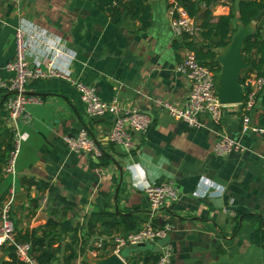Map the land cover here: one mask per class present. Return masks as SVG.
<instances>
[{
    "label": "crops",
    "instance_id": "0c3cea01",
    "mask_svg": "<svg viewBox=\"0 0 264 264\" xmlns=\"http://www.w3.org/2000/svg\"><path fill=\"white\" fill-rule=\"evenodd\" d=\"M169 1L146 0L149 23L138 29L137 21L113 23L94 0H19L17 7L12 0H0V77L11 76L4 67L14 57L15 28L23 19L43 29L46 40L54 45L60 42L73 54V73L94 87L103 101L114 100L122 111L137 109L151 117L144 133L133 134V148L128 152L103 142L108 163L96 166L99 157L70 151L64 137L84 127L97 138L109 127L112 117H87L77 92L61 78L31 80L26 84V94L38 97L40 102L25 104L18 116L17 126L25 137L11 177L5 173L4 164L12 147V122L0 91V199L11 183L14 194L24 195L20 201L13 198L15 234L42 226L48 217L47 192L26 187L22 179L44 181L75 205V213L66 215L70 221L67 229L91 212L130 214L135 218V228L125 231L97 223L85 243L86 252L97 238L103 237L105 243L104 238L134 231L145 222L156 227L170 224L160 239L121 248L118 256L125 264H150V255H158L163 245L171 249L167 264H264V247L250 240L257 224L245 217L258 215L264 228V138L250 130L241 131V104H225L217 122L201 113L197 116L199 125L191 126L168 116L153 103L159 99L181 106L189 89L186 77L176 70L188 49L181 37L170 31L166 12ZM231 6L230 0H217L209 8L211 15L217 16L227 14ZM261 20L264 11L250 22V34ZM238 23L236 17L231 20V36ZM261 28L264 33V26ZM193 37L197 39V33ZM35 51L44 67L50 49L41 42L35 45ZM58 61L63 63L65 59ZM218 75L215 73L217 80ZM259 111L255 98V106L248 112L255 127H261ZM218 134L238 141L242 150L214 155L212 146ZM127 163H134L150 183L171 182L177 198L149 216L147 199L130 183L136 173L130 175L124 169ZM202 179L220 186L221 195L202 193ZM199 187L200 193L194 195ZM69 236L65 234L63 242ZM107 243L99 254L111 252ZM3 259L6 254L0 246V261ZM83 260L77 256L71 264H82Z\"/></svg>",
    "mask_w": 264,
    "mask_h": 264
},
{
    "label": "built area",
    "instance_id": "2783aa9c",
    "mask_svg": "<svg viewBox=\"0 0 264 264\" xmlns=\"http://www.w3.org/2000/svg\"><path fill=\"white\" fill-rule=\"evenodd\" d=\"M15 7L19 0H12ZM168 25L175 36H195L198 27L193 18L176 3L170 0L167 5ZM15 53L13 59L5 64V70L11 74L8 78L0 77V91L4 93L3 105L12 122V147L4 164L5 173L13 177L15 173V159L18 153L19 143L24 140L25 133L18 130L17 121L23 107L27 103L40 102L38 97L26 94V84L34 79L57 77L69 83L77 92L85 115L89 118L111 116L112 121L108 128L101 131L95 138L89 131L81 127L75 135L64 137L68 149L72 152H86L92 157H100L103 154L102 143L119 146L124 153L133 148L132 136L135 132L144 133L151 124V117L137 109L122 111L114 100L103 101L96 93L94 87L84 83L76 76L71 68L73 54L68 52L60 42L52 44L46 40L43 29L34 24L20 19L14 33ZM44 43L50 49L46 64L42 67L40 54L35 51V45ZM64 58L63 63L59 59ZM176 70L183 74L189 83L188 93L181 106H177L165 100H155L154 105L163 108L168 116L181 120L188 125L197 126V116L206 113L217 122L221 115V109L225 104H220L216 97L217 79L214 71L200 64L194 54L187 50L176 65ZM264 80L255 74H250L244 81V95L241 104L242 114L240 117L241 131L250 130L264 138V126L255 127L250 124L249 114L255 106V96L261 88ZM232 150H242V146L236 140L224 134H218L212 146L214 155H225ZM124 169L128 174L136 173V179L130 181L131 185L141 191L148 202L149 216H152L167 201L177 198V192L171 182L150 183L139 174L134 163H127ZM202 193L208 196L221 195L222 188L213 181L202 179ZM193 192L199 194L198 190ZM13 185L9 186L6 195L0 199V246L12 247L17 259L24 264H38L33 255L29 242L19 241L15 237L13 216L11 207L13 204ZM170 229V224L162 223L160 226H152L145 222L140 228L125 234H113L104 238L108 241L110 251L116 253L125 246H134L142 243H150L165 236ZM105 242V243H106ZM102 238H97L92 248L87 249V254L97 256L104 247ZM110 252V253H111ZM171 254L169 245H163L158 253L154 264H167Z\"/></svg>",
    "mask_w": 264,
    "mask_h": 264
},
{
    "label": "trees",
    "instance_id": "16d2710c",
    "mask_svg": "<svg viewBox=\"0 0 264 264\" xmlns=\"http://www.w3.org/2000/svg\"><path fill=\"white\" fill-rule=\"evenodd\" d=\"M94 1L99 9L105 11L115 24L126 19L137 21L139 23L138 29H143L149 23V6L146 0ZM175 1L189 17L194 19L198 27V38L182 35V45L194 54L200 64L205 65L214 73H217L219 69L215 61L217 49L228 42L234 30L231 26V20L236 17L239 23L245 25L252 22L260 12L264 11V0H230L233 7H230L229 12L217 16H212L209 8V5L217 0ZM263 26L264 20H261L259 27L246 37L242 43L241 55L246 62V68L241 71L239 76L241 84L250 74H255L264 80V33L261 28ZM255 98L261 110L258 114V121L262 127L264 126V82L257 91ZM107 163L108 157L103 153L99 157V162L94 165L102 166ZM21 183L26 187L34 186L37 191L47 192L48 217L45 223L40 227L27 228L22 232L17 231L15 234L17 240L30 243L38 264H71L77 256L86 259L85 243L89 236L93 234L97 223L104 224L107 227L119 226L124 231L135 228V218L130 214L91 212L81 223L76 222L62 235L59 233V223L66 218L68 213L71 215L75 213V205L60 196L54 187L44 181L22 179ZM245 217L257 224L250 235L251 242L256 246L264 247V228L261 225L260 217L255 214H246ZM67 233L70 235L69 240L63 242V237ZM4 251L6 259L1 260L0 264H24L16 258L12 247H4ZM105 255L107 253L102 252L98 256ZM157 258V254L150 255L148 258L150 264H154ZM82 264L88 263L83 260Z\"/></svg>",
    "mask_w": 264,
    "mask_h": 264
},
{
    "label": "water",
    "instance_id": "95a60500",
    "mask_svg": "<svg viewBox=\"0 0 264 264\" xmlns=\"http://www.w3.org/2000/svg\"><path fill=\"white\" fill-rule=\"evenodd\" d=\"M251 24L238 23L235 32L228 42L217 49L215 61L218 64V80L216 84V97L220 104L241 103L245 87L239 82L241 71L246 68V62L241 55V47L244 39L250 35ZM14 201L24 198L21 193L14 194ZM70 227V221L64 219L59 223V233L64 234ZM86 261L90 264H125V262L114 252L105 256L86 255Z\"/></svg>",
    "mask_w": 264,
    "mask_h": 264
},
{
    "label": "rangeland",
    "instance_id": "374dc122",
    "mask_svg": "<svg viewBox=\"0 0 264 264\" xmlns=\"http://www.w3.org/2000/svg\"><path fill=\"white\" fill-rule=\"evenodd\" d=\"M18 130L21 132L20 128H18ZM20 143H21V141H20ZM20 143H19V146H20ZM18 149H19V148H18ZM40 205H44V201H41ZM125 247H127V246H125ZM128 247H136V245H134V246H128ZM85 255H86V254H85ZM79 263H80V262H79Z\"/></svg>",
    "mask_w": 264,
    "mask_h": 264
}]
</instances>
